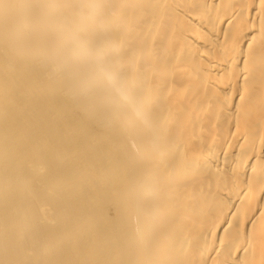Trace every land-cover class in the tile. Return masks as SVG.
Listing matches in <instances>:
<instances>
[{"label": "bare ground", "instance_id": "1", "mask_svg": "<svg viewBox=\"0 0 264 264\" xmlns=\"http://www.w3.org/2000/svg\"><path fill=\"white\" fill-rule=\"evenodd\" d=\"M0 264H264V0H0Z\"/></svg>", "mask_w": 264, "mask_h": 264}]
</instances>
